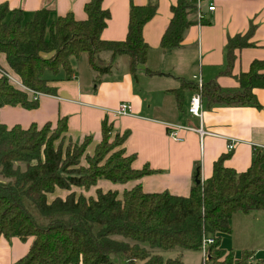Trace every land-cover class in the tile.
Here are the masks:
<instances>
[{
    "label": "trees",
    "instance_id": "16d2710c",
    "mask_svg": "<svg viewBox=\"0 0 264 264\" xmlns=\"http://www.w3.org/2000/svg\"><path fill=\"white\" fill-rule=\"evenodd\" d=\"M101 2L87 0L83 19L71 11L52 19L51 8L43 6L28 20L22 9L0 2V55L4 54L8 66L0 63V106L37 107L35 91L55 92L47 72L57 74L63 69L64 77H71V56L86 54L88 65L97 71L95 82L111 72L114 64L102 56L105 51L124 54L129 72H137L150 50L143 25L155 14L157 0L130 3L126 35L120 40L101 37L109 17ZM170 9L172 15L160 40L162 49L179 46L186 28L196 21L190 0H176ZM252 30L251 25L245 33L228 37L219 73L232 74L235 49L252 44ZM9 72L23 86L11 80ZM234 75L238 81L234 88L222 87L214 79L202 81L199 87L182 78L172 89L177 106L182 108L186 89L198 90L207 108L259 106L253 88L264 87V59L254 58L247 70ZM66 131L67 116L25 127L0 122V235L31 238L27 252L14 264H120L121 259L117 263L113 254L121 255L126 264H183L181 254L164 258L155 249H201L206 235L214 240L201 264H264V258L250 260L251 250L242 249L235 255L232 248L220 245L221 235L231 231L230 218L235 212H264V153L257 151L249 166L239 171L224 165L227 153H221L203 182L196 181L200 179L197 164L187 195L146 191L140 182L121 192L96 187L94 195H86L73 187L88 189L99 178L123 183L155 170L147 164L133 167L135 153L124 154L122 144L129 129L116 132L109 142L112 124L103 119L101 138L92 155L85 153L92 134L80 142L68 137L73 147L64 148L56 140ZM117 144L121 148L109 153ZM83 153L87 165L80 162ZM57 188L68 192L54 194Z\"/></svg>",
    "mask_w": 264,
    "mask_h": 264
},
{
    "label": "crops",
    "instance_id": "0c3cea01",
    "mask_svg": "<svg viewBox=\"0 0 264 264\" xmlns=\"http://www.w3.org/2000/svg\"><path fill=\"white\" fill-rule=\"evenodd\" d=\"M86 1L0 0L9 8L22 9L25 20L43 6L51 8L52 19L67 11H71L75 18L83 19L86 17ZM147 1L102 0V6L109 10V17L101 30V37L123 39L130 3L144 4ZM175 2L157 0L155 14L143 25V37L150 50L145 63L139 65L135 74L129 72L126 60L119 66L120 61H124L121 55L105 51L102 56L112 59L114 64L111 72L104 73L95 82L97 71L88 65L87 58L81 62L82 56H71L74 69L71 77L65 78L63 69L57 74L46 73L48 84L55 86L54 93H39L38 105L34 108L10 104L0 106V122L7 125L19 123L25 127L32 122L41 125L47 120L56 121L60 116H67L66 134L72 141L80 142L85 135L92 134L87 147H94L100 140L103 119L112 124V135L129 129L122 146L127 154L135 153L131 165L139 168L147 164L155 171L123 183L99 178L87 189V195H94L96 187L103 190L116 188L121 192L139 182L146 191L168 190L173 194L187 195L195 178V166L199 165L203 182L211 175L213 161L221 153H227L224 165L238 171L246 169L257 151L264 153V87L253 88L260 103L257 107L202 106L201 117L188 112L194 90L184 91L182 108H179L172 89L179 86L182 78L196 82L195 75L200 76L201 81L214 79L222 87H236L238 81L234 74L247 70L254 58L264 59V0H214L215 9L205 10L202 21L194 14L196 21L186 28L179 46L162 49L161 36L172 15L170 6ZM251 25L253 30L249 41L252 44L235 49L232 74L219 73L224 65L228 37L245 33ZM0 63L8 68L4 54L0 55ZM83 69L85 73H82ZM138 77L143 78L144 87L141 89ZM121 101L129 102L132 111L114 115L111 110ZM168 123L192 128H178V137L175 138L169 134ZM199 127L205 131L202 135L196 130ZM229 144H232L230 149ZM67 192L57 188L54 194L64 196ZM230 223L231 231L226 233L227 240L233 244L230 248L251 250L250 260L253 261L264 258V212H235ZM30 241L31 238L0 235V264H14L27 252Z\"/></svg>",
    "mask_w": 264,
    "mask_h": 264
},
{
    "label": "built area",
    "instance_id": "2783aa9c",
    "mask_svg": "<svg viewBox=\"0 0 264 264\" xmlns=\"http://www.w3.org/2000/svg\"><path fill=\"white\" fill-rule=\"evenodd\" d=\"M195 8V17L198 20H201L204 17V12L205 10H213L215 9V3L214 0H190ZM8 77L13 80L15 83L23 86V84L21 83V81L12 73H7ZM197 77V84L200 87L201 85V78L200 76H194ZM39 91H35L33 98H37L39 95ZM112 113L114 115H121V114H126V113H130L132 111L131 108V104L127 101H121L119 102V104L113 108ZM188 112L201 117L202 115V102H201V97H200V92L198 90L194 91L193 94L190 97V101H189V105H188ZM169 128V134L172 135L173 137L177 138V132L176 130L180 127H186V128H192L191 126H187V125H181V124H176V123H168ZM196 130L199 132L200 135H202L205 131L199 127L196 128ZM232 147V144L228 145V148L230 149ZM213 236H203L202 238V242H201V250H202V255H203V260L206 258L207 256V248L208 245L213 242Z\"/></svg>",
    "mask_w": 264,
    "mask_h": 264
},
{
    "label": "rangeland",
    "instance_id": "374dc122",
    "mask_svg": "<svg viewBox=\"0 0 264 264\" xmlns=\"http://www.w3.org/2000/svg\"><path fill=\"white\" fill-rule=\"evenodd\" d=\"M122 57L124 58V61H120L119 66H121L123 64V62L125 63L126 56L123 54ZM81 58H82L81 59L82 60L81 62H85V60H86V54L84 53ZM86 68H88V67H86ZM85 72H86L85 69H83L82 73H85ZM83 75H86V74H83ZM138 82H139V89H141L142 87H144L143 86V78H140L139 79V77H138ZM53 126H54V124H53ZM59 140H61L64 148L68 144H70V140H69L67 134H65V133H61V137H59L56 140V142H59ZM113 141H114V134L113 135L111 134V136L109 138V142H113ZM70 145H71V147H73L72 144H70ZM119 148H121V145H118V144L117 145H114L113 148L109 151V153L112 152V151H114V150H117ZM93 151H94L93 150V147H87V152L85 151V153H88L89 155H92L93 154ZM85 153H83V155L81 156V159H80V162L83 165H87V161H86V158H85V155H86ZM124 154L126 155L127 153L125 152ZM118 183H121V182H118ZM83 191L85 192L86 195L88 194L87 189H85ZM80 192H82V191H80ZM227 239H229V237L227 236L226 233L225 234L223 233L221 235V237H220V245L221 246H225L227 249H229L230 246L231 247L233 246V244H232V242H230V240H227ZM155 250L157 252L161 253L164 258H166V257H173V256H176V255H180L181 254L183 264H201L202 261H203V255H202V250L201 249H181L179 247H175V248H171V249L157 248ZM234 253H235V255L240 254V251H239V248L238 247H234ZM112 258L114 260H116L117 263L119 261L118 259L120 258L121 259L120 264H126V262L123 261V258H122L121 255L113 254L112 255Z\"/></svg>",
    "mask_w": 264,
    "mask_h": 264
},
{
    "label": "water",
    "instance_id": "95a60500",
    "mask_svg": "<svg viewBox=\"0 0 264 264\" xmlns=\"http://www.w3.org/2000/svg\"><path fill=\"white\" fill-rule=\"evenodd\" d=\"M196 181H197V182H198V181H201V179H197V178H196Z\"/></svg>",
    "mask_w": 264,
    "mask_h": 264
}]
</instances>
